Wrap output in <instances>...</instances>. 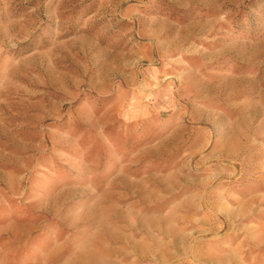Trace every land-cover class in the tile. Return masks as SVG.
Returning <instances> with one entry per match:
<instances>
[{
    "label": "rangeland",
    "instance_id": "obj_1",
    "mask_svg": "<svg viewBox=\"0 0 264 264\" xmlns=\"http://www.w3.org/2000/svg\"><path fill=\"white\" fill-rule=\"evenodd\" d=\"M111 205L103 263L264 264V0H0V264Z\"/></svg>",
    "mask_w": 264,
    "mask_h": 264
},
{
    "label": "bare ground",
    "instance_id": "obj_2",
    "mask_svg": "<svg viewBox=\"0 0 264 264\" xmlns=\"http://www.w3.org/2000/svg\"><path fill=\"white\" fill-rule=\"evenodd\" d=\"M204 26V25H203ZM203 29V28H202ZM232 52V51H231ZM230 53V52H229ZM235 54V53H234ZM233 56V55H232ZM244 74V73H243ZM263 74V73H262ZM199 75V74H198ZM197 75V76H198ZM235 75V74H234ZM249 74H247V76H248ZM196 76V77H197ZM241 76V75H240ZM239 77V76H238ZM246 77V76H245ZM261 77V76H260ZM242 78V77H241ZM247 78V77H246ZM253 78V77H252ZM198 79V78H197ZM230 79H231V77H230ZM243 79V78H242ZM203 80V79H202ZM232 81H233V79H231ZM239 80V79H238ZM198 81V80H197ZM210 81V80H209ZM228 81H230L229 79H228ZM235 81H236V79H235ZM243 81H244V79H243ZM252 81V80H251ZM190 82V81H189ZM201 82V81H200ZM204 82V81H203ZM202 82V83H203ZM248 82V81H247ZM207 83V82H206ZM224 83V82H223ZM237 83H238V81H237ZM197 84V83H196ZM216 84V83H215ZM220 84V83H219ZM227 84V83H226ZM250 84V83H249ZM256 84V83H255ZM202 85V84H201ZM200 85V86H201ZM204 85H206V84H204ZM212 85V84H211ZM210 85V86H211ZM213 85H214V83H213ZM212 85V86H213ZM228 85V84H227ZM196 86V85H195ZM198 86V85H197ZM196 86V87H197ZM199 86V87H200ZM221 86V85H220ZM219 86V87H220ZM223 86H226L225 84L223 85ZM247 86V85H246ZM190 87V86H189ZM203 87V86H202ZM238 87V86H237ZM248 88V87H247ZM252 88V87H251ZM198 89V88H197ZM220 89V88H219ZM225 89V88H224ZM253 89V88H252ZM192 90V89H191ZM199 90V93H200V90H201V88L200 89H198ZM193 91V90H192ZM203 91V90H202ZM206 90H204V92H205ZM209 91H211V90H209ZM217 91H218V87H217ZM203 92V93H204ZM214 92V91H213ZM197 93V92H196ZM209 93V92H208ZM224 93V92H223ZM225 93H226V91H225ZM235 93H236V91H235ZM197 95V94H196ZM228 95V94H227ZM247 99V98H246ZM246 108H247V106H245ZM242 108V107H241ZM246 111V110H245ZM244 111V112H245ZM252 111H254V110H252ZM250 112V111H249ZM248 112V113H249ZM240 113V112H239ZM253 113V112H252ZM258 113V112H257ZM244 115V114H243ZM253 116V115H252ZM243 118V117H242ZM162 143V142H161ZM165 145V144H164ZM128 179V178H127ZM127 179H126V181H127ZM155 180V179H154ZM159 181V180H158ZM157 181V182H158ZM125 182V181H124ZM132 183H134V182H132ZM136 183V182H135ZM164 184V183H163ZM162 184V185H163ZM139 185V184H138ZM150 186V185H149ZM174 186H176V185H174ZM136 187H137V185H136ZM139 187V186H138ZM141 187H142V185H141ZM132 188V187H131ZM135 188V187H134ZM172 188V187H171ZM175 189V188H174ZM169 190V189H168ZM167 190V191H168ZM129 191V190H128ZM138 192V191H137ZM169 192V191H168ZM115 193V192H114ZM146 194V193H145ZM110 197V196H109ZM108 197V198H109ZM114 198V197H113ZM109 199H111V198H109ZM102 200V199H101ZM97 201V200H96ZM99 202V201H98ZM111 203V202H110ZM95 204H97V203H95ZM95 204H94V206H95ZM102 204V203H101ZM104 204V203H103ZM116 204V203H115ZM93 205V204H92ZM91 205V206H92ZM99 205V204H98ZM131 205V204H130ZM90 206V205H89ZM118 206V205H117ZM97 207V206H96ZM91 208V207H90ZM123 208V207H122ZM127 208V207H126ZM125 208V209H126ZM93 209V208H92ZM97 209V208H96ZM131 210V209H130ZM123 211H125V210H123ZM132 211V210H131ZM90 212V211H89ZM111 212H114V213H116V214H118L119 213V211H118V208H116V207H113L112 205L110 206V207H107V209H105V210H103V209H100L99 211H97V212H94L96 215H94L95 216V218H97V220H98V233H97V235H96V238H95V240H94V242H91L90 244H89V246H87V247H85L84 248V250L82 251L81 250V252H79L78 254H74L75 255V257L70 261V263L69 264H96V263H98V262H101L102 264H113V263H111V262H102V261H104L105 259H107V258H105V256H106V250L105 249H103V247H102V244L105 242V241H108V240H113V239H115V238H117V237H119V230L117 229V228H115V227H111V226H109V224L106 222V217H108V215L111 213ZM89 215H90V213H89ZM115 215V214H114ZM119 215V214H118ZM117 215V216H118ZM131 215V214H130ZM77 216V215H76ZM73 218H74V216H73ZM72 218V219H73ZM113 218V217H112ZM96 220V221H97ZM90 221V220H89ZM140 222V223H144L143 222V220H140V219H138L137 217H134V221L133 222ZM111 223V222H110ZM144 225V224H143ZM134 226V225H133ZM91 238V237H90ZM126 239V238H125ZM124 239V240H125ZM126 240H129V239H126ZM82 244H84V243H82ZM81 245V244H80ZM132 245H133V247H134V249L135 250H137V251H140V252H142V253H146V252H148V251H152L154 248L156 249V252L158 253V255H159V258L160 257H162V255H163V252H162V249H161V247H160V245H158V243L156 244L154 241H152L151 243H147V242H145V241H143V242H139V243H132ZM154 247V248H153ZM77 249V248H76ZM74 253V252H73ZM71 255V254H70ZM73 255V256H74ZM69 257V256H68ZM63 258V257H62ZM158 258V259H159ZM65 259H66V257H65ZM161 260H162V258H161ZM60 262V261H59ZM58 262V263H59ZM63 262V261H62Z\"/></svg>",
    "mask_w": 264,
    "mask_h": 264
}]
</instances>
